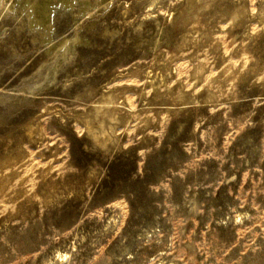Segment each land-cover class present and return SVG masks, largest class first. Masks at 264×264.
<instances>
[{"label": "rangeland", "instance_id": "obj_1", "mask_svg": "<svg viewBox=\"0 0 264 264\" xmlns=\"http://www.w3.org/2000/svg\"><path fill=\"white\" fill-rule=\"evenodd\" d=\"M264 0H0V264H264Z\"/></svg>", "mask_w": 264, "mask_h": 264}, {"label": "clouds", "instance_id": "obj_2", "mask_svg": "<svg viewBox=\"0 0 264 264\" xmlns=\"http://www.w3.org/2000/svg\"><path fill=\"white\" fill-rule=\"evenodd\" d=\"M260 79H264V76H261Z\"/></svg>", "mask_w": 264, "mask_h": 264}]
</instances>
